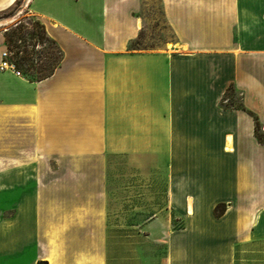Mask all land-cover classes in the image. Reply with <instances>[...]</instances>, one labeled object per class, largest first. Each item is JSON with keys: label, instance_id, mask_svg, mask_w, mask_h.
Segmentation results:
<instances>
[{"label": "crops", "instance_id": "obj_1", "mask_svg": "<svg viewBox=\"0 0 264 264\" xmlns=\"http://www.w3.org/2000/svg\"><path fill=\"white\" fill-rule=\"evenodd\" d=\"M157 2L174 39L141 49L147 0L21 1L61 57L0 70V138L32 154L5 163L57 171L4 175L0 264H264V0Z\"/></svg>", "mask_w": 264, "mask_h": 264}, {"label": "rangeland", "instance_id": "obj_2", "mask_svg": "<svg viewBox=\"0 0 264 264\" xmlns=\"http://www.w3.org/2000/svg\"><path fill=\"white\" fill-rule=\"evenodd\" d=\"M21 1L16 2L14 7L0 14V32H3L6 49L10 53V59L15 63L17 69L29 78H37L47 75L57 65L60 59V50L45 33L43 22L31 14L28 10H22ZM145 17L144 27L137 42L133 46L141 49L158 48L165 43L173 41V34L165 24L160 6L157 0H147L143 10ZM170 47L171 44H168ZM224 104L240 107L242 105L240 92L234 86H229L225 93ZM264 130L261 128L260 134ZM4 138H0V189L5 188L4 175L7 172L27 171L53 172L57 166L46 165H9L6 164L7 157L31 156L29 148L7 149ZM28 146V143L26 144ZM68 169V166H64ZM9 211L5 212L8 215ZM148 217L150 214H145ZM176 219V218H175Z\"/></svg>", "mask_w": 264, "mask_h": 264}, {"label": "trees", "instance_id": "obj_3", "mask_svg": "<svg viewBox=\"0 0 264 264\" xmlns=\"http://www.w3.org/2000/svg\"><path fill=\"white\" fill-rule=\"evenodd\" d=\"M60 56H61V53H60ZM60 60V59H59ZM59 62V61H58ZM58 64V63H57ZM54 69V68H53ZM52 69V70H53ZM51 73V72H50ZM50 73H48L47 75H49ZM47 75H44V76H41V77H37V78H43ZM242 107V105L240 106ZM250 113L254 116L255 118V133H256V137L257 139L261 142V143H264V133L263 134H260V130H261V124H260V121L258 119V116L251 112ZM225 211V205L224 204H218L215 206L214 208V213L216 216H219V215H222ZM38 264H46L45 261H39Z\"/></svg>", "mask_w": 264, "mask_h": 264}, {"label": "built area", "instance_id": "obj_4", "mask_svg": "<svg viewBox=\"0 0 264 264\" xmlns=\"http://www.w3.org/2000/svg\"><path fill=\"white\" fill-rule=\"evenodd\" d=\"M0 70H11L20 73L15 63L10 59V53L7 50L2 51L1 53Z\"/></svg>", "mask_w": 264, "mask_h": 264}]
</instances>
